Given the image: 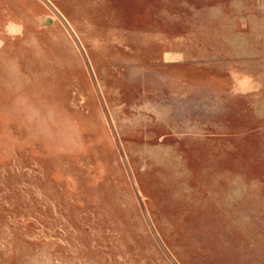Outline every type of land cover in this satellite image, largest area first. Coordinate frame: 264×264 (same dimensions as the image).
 I'll use <instances>...</instances> for the list:
<instances>
[{
    "label": "rangeland",
    "instance_id": "rangeland-1",
    "mask_svg": "<svg viewBox=\"0 0 264 264\" xmlns=\"http://www.w3.org/2000/svg\"><path fill=\"white\" fill-rule=\"evenodd\" d=\"M0 264H264V0H0Z\"/></svg>",
    "mask_w": 264,
    "mask_h": 264
}]
</instances>
